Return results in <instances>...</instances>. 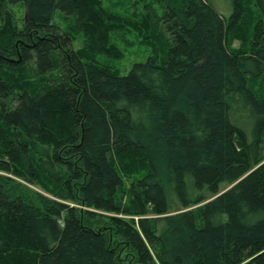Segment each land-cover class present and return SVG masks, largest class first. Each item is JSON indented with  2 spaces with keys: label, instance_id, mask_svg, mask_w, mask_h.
Listing matches in <instances>:
<instances>
[{
  "label": "trees",
  "instance_id": "obj_1",
  "mask_svg": "<svg viewBox=\"0 0 264 264\" xmlns=\"http://www.w3.org/2000/svg\"><path fill=\"white\" fill-rule=\"evenodd\" d=\"M228 2L225 17L135 0L121 18L101 0H0V264H121L122 248L135 264H264V0ZM123 31L151 56L119 75L91 60L121 58ZM120 163L142 173L127 191Z\"/></svg>",
  "mask_w": 264,
  "mask_h": 264
},
{
  "label": "rangeland",
  "instance_id": "obj_2",
  "mask_svg": "<svg viewBox=\"0 0 264 264\" xmlns=\"http://www.w3.org/2000/svg\"><path fill=\"white\" fill-rule=\"evenodd\" d=\"M134 1L135 0H132L128 2L127 4H125L124 1L101 0L103 7L106 10H108L109 12H112V14H115L121 18L130 17V14L135 9L133 7ZM209 3L216 12H218L219 14L225 17H227L231 12V7L229 5L228 0H209ZM9 9L12 13L14 24L16 25V27L18 29L22 28L23 21L25 18L24 5L16 4L14 6H11ZM53 22L58 24L62 29H66L68 32L73 33L72 30H74V28L72 26H74V21L72 19L65 21L62 16H60L59 14H56L53 18ZM73 35L75 34L73 33ZM74 38H75V41L73 42V49L74 50L82 49L84 47L83 34L80 33L78 35H75ZM110 42L112 46L116 47L119 50V52L122 53L121 58L111 59L105 55H97L95 57L93 56L91 60L94 64L98 65L99 67H102L103 69H106L107 71H110V73L124 75L129 71V69L134 63L143 62L144 60H146V58L151 56V49L148 47L139 45L138 37L132 31L130 32L123 31L120 33L115 32L111 35ZM232 47L235 49L243 48L242 43L238 40L232 42ZM89 55L91 54L87 53V56ZM249 86L256 93L260 91L259 90L260 86H259L258 81L250 80ZM251 124H252V120H248L247 122L240 123V125L243 126L248 138H249V130H250ZM117 169L122 176L123 188L126 191L130 187L131 183H133L138 177L142 175V173L141 174L133 173L129 175V172L123 169V166L121 163L118 164ZM230 186L223 187L222 192L229 189ZM30 188L39 193H43L38 187L30 186ZM77 207L81 208L78 205ZM191 209H195V208L193 207ZM181 211L182 210H180L176 205H173V209L170 212V215L178 214ZM118 255H119L120 260L122 261L121 264H135L133 256L127 249L125 248L120 249Z\"/></svg>",
  "mask_w": 264,
  "mask_h": 264
}]
</instances>
